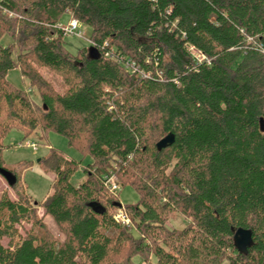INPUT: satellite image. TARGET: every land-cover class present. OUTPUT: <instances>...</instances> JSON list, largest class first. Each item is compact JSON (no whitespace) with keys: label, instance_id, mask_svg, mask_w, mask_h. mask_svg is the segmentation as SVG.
<instances>
[{"label":"trees","instance_id":"1","mask_svg":"<svg viewBox=\"0 0 264 264\" xmlns=\"http://www.w3.org/2000/svg\"><path fill=\"white\" fill-rule=\"evenodd\" d=\"M66 17L90 29L76 53ZM14 129L46 145L61 134L81 154L49 145L39 163L56 177L43 200L23 189L29 161L4 163ZM0 168L17 176L18 197L0 198V264H264V0H0ZM114 173L137 203L109 192ZM122 206L139 237L115 220ZM173 211L189 224L167 228ZM241 227L253 231L247 253Z\"/></svg>","mask_w":264,"mask_h":264},{"label":"rangeland","instance_id":"2","mask_svg":"<svg viewBox=\"0 0 264 264\" xmlns=\"http://www.w3.org/2000/svg\"><path fill=\"white\" fill-rule=\"evenodd\" d=\"M73 20H74L73 18L66 17L62 23L64 25H68ZM80 24L84 31L85 36H80L78 34L65 35V43L73 53H76L84 46L91 44L89 27L83 24L82 22H80ZM8 41H9L8 37L4 38L3 40L5 44ZM44 73H46L47 76L55 77V75L49 70H45ZM9 79L19 87L28 88V90L31 91L32 98L36 100L38 103L41 102V98L37 90H35V88L32 89L30 87L29 80L28 79L24 80L18 69H14L9 73ZM22 138H23V133L18 129H14L7 136L5 142L7 145H9V147L4 149L3 151L4 163L8 168H15L17 167V165L28 161L31 163V165L22 172L21 178L23 183V189L27 194L31 195L32 201L34 202L35 200L40 201L43 200L50 192L54 181L52 175L53 172L44 171L39 163L40 162L39 159L41 160L43 156L49 153L50 146L57 148L66 155H69L76 159H82V157L78 151H76L73 147L69 146L66 137L55 132L49 134L48 144L50 146L46 144H42V142H40L39 134L31 136L25 140H22ZM27 142H34L37 147L36 150L24 145ZM87 161H89V158L84 159V162ZM82 178H83L82 173L78 172L75 177V180L79 182ZM106 182H107V187L109 188V192L112 195H114L117 199H119L122 204L128 205V204H135L138 202L139 195L137 191L134 189V187L130 185L124 187L122 185L120 177L117 174L115 173L112 174L109 177V179L106 180ZM113 184L118 185V190L113 189L112 186ZM3 192H7V194L11 199L16 201L18 200L17 193L13 189V186H10L8 181L0 174V198ZM33 204L35 206V203ZM36 207H37L36 209L37 215L39 218L43 219V222L46 224L47 229L50 232H52L54 235L60 237L61 239H64V234L61 232L58 224L55 222L53 217L45 214V209L44 207H42V205H36ZM188 224H189L188 219L183 214H181V212L178 211L171 212L169 215V219L166 222V226L170 230L182 229L186 227ZM16 227L18 228L19 233L24 236L29 230L35 229V224L32 219L21 220L19 223L16 224ZM128 228L136 237H139V234L134 228V226H129ZM37 230L40 229L37 228ZM1 240L5 246H8L9 243L8 238H2ZM134 261L135 264H146V261L141 256H136L134 258Z\"/></svg>","mask_w":264,"mask_h":264},{"label":"water","instance_id":"3","mask_svg":"<svg viewBox=\"0 0 264 264\" xmlns=\"http://www.w3.org/2000/svg\"><path fill=\"white\" fill-rule=\"evenodd\" d=\"M94 50L95 49L93 47L90 49L92 53L94 52ZM175 139V134L171 132L157 143V148L159 150H162L172 145L175 142ZM0 174L8 181L10 186H14L16 184L17 176L12 171L6 168H0ZM253 242V231L251 229H245L241 227L236 230L235 243L241 252L247 253L248 249L252 246Z\"/></svg>","mask_w":264,"mask_h":264},{"label":"built area","instance_id":"4","mask_svg":"<svg viewBox=\"0 0 264 264\" xmlns=\"http://www.w3.org/2000/svg\"><path fill=\"white\" fill-rule=\"evenodd\" d=\"M2 11L3 13H7L10 16H15L16 14L7 9V8H3L2 7ZM60 27L65 31L66 34H74V35H80V36H85L84 31L81 27V24L78 20L74 19L73 21H71L68 25H64L63 23L59 24ZM90 42L92 43V41L90 40ZM28 147L33 148L34 150H36V144L34 142H27L26 144H24ZM23 146V145H21ZM109 179V178H108ZM113 189L114 190H118V185L117 184H113ZM114 218L117 222H120L124 225L127 226H131V219L129 217V215L127 214L126 210L124 209V207H119L118 210L116 211V213L114 214Z\"/></svg>","mask_w":264,"mask_h":264},{"label":"crops","instance_id":"5","mask_svg":"<svg viewBox=\"0 0 264 264\" xmlns=\"http://www.w3.org/2000/svg\"><path fill=\"white\" fill-rule=\"evenodd\" d=\"M52 175H53V179H55V174L52 173ZM52 191H53V189H51L49 193H51Z\"/></svg>","mask_w":264,"mask_h":264}]
</instances>
